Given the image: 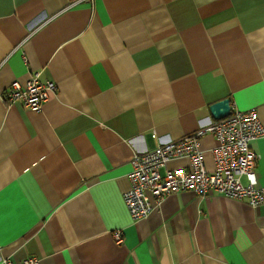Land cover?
<instances>
[{"label": "crops", "instance_id": "obj_1", "mask_svg": "<svg viewBox=\"0 0 264 264\" xmlns=\"http://www.w3.org/2000/svg\"><path fill=\"white\" fill-rule=\"evenodd\" d=\"M36 71L41 109L6 103ZM223 98L264 127V0H0V264H264V203L184 190L134 221L123 200L132 156ZM250 147L264 187V135Z\"/></svg>", "mask_w": 264, "mask_h": 264}, {"label": "built area", "instance_id": "obj_2", "mask_svg": "<svg viewBox=\"0 0 264 264\" xmlns=\"http://www.w3.org/2000/svg\"><path fill=\"white\" fill-rule=\"evenodd\" d=\"M56 89L53 81H44L40 71L32 73L22 83L14 80L2 96L6 103L19 101L30 110L39 111ZM230 114L203 125L179 139L162 142L142 154L135 153L128 173L129 188L123 200L130 218H145L158 209L170 193L189 190L199 197L212 193L244 201L256 207L264 203V187L257 186L256 165L259 154L250 147V141L264 135V127L254 109H240L230 104ZM216 139L212 148L214 168L205 167L200 140L205 134ZM177 157H186L188 169L168 168L167 163ZM164 169V174L160 170ZM246 177L247 183L242 182ZM151 196V200L149 196ZM116 243L122 241L115 231ZM4 264H39L34 256L19 263L4 259Z\"/></svg>", "mask_w": 264, "mask_h": 264}, {"label": "water", "instance_id": "obj_3", "mask_svg": "<svg viewBox=\"0 0 264 264\" xmlns=\"http://www.w3.org/2000/svg\"><path fill=\"white\" fill-rule=\"evenodd\" d=\"M209 110L212 118L219 120L230 114V100L228 98L218 100L209 106Z\"/></svg>", "mask_w": 264, "mask_h": 264}]
</instances>
